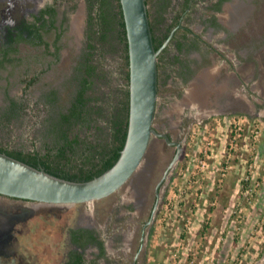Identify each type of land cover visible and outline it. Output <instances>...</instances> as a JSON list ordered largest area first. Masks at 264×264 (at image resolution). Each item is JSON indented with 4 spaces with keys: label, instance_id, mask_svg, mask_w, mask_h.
I'll return each mask as SVG.
<instances>
[{
    "label": "rangeland",
    "instance_id": "rangeland-1",
    "mask_svg": "<svg viewBox=\"0 0 264 264\" xmlns=\"http://www.w3.org/2000/svg\"><path fill=\"white\" fill-rule=\"evenodd\" d=\"M184 1L148 0L158 38ZM218 1L194 0L181 21L186 34L180 33L181 49L173 40L165 53L169 62L160 71L153 124L183 142L184 152L161 185L136 264H264V0H221L215 7ZM36 2L54 4L42 42L0 48V146L44 154L46 147L55 153L59 145L51 121L67 111L75 96L80 67L91 54L89 32L96 37L97 27L88 21V0ZM76 15L80 21L74 31ZM111 26L104 50L98 47L90 58L97 65L94 89L102 108L110 94L118 101L123 85L117 30ZM189 91L202 95L194 92V101ZM13 101L19 108L6 121ZM103 109L106 118L110 110ZM95 121L80 131L87 141L107 134L103 120ZM173 150L153 135L130 179L92 203L50 204L0 195V264H66L74 249L88 264L97 259L96 248L74 245L70 230L91 226L102 231L100 241L107 249L94 264L131 262ZM125 208L130 214L121 225L107 219L113 209ZM128 225L134 227L130 252L122 248L128 245L122 239Z\"/></svg>",
    "mask_w": 264,
    "mask_h": 264
},
{
    "label": "trees",
    "instance_id": "trees-1",
    "mask_svg": "<svg viewBox=\"0 0 264 264\" xmlns=\"http://www.w3.org/2000/svg\"><path fill=\"white\" fill-rule=\"evenodd\" d=\"M194 0H185L183 6L177 11L173 21L165 27L161 37L158 38L155 34L156 22H152L149 15V23L152 32V40L154 48L157 50L162 46L164 41L172 32V36L168 43L161 49L157 57V85L159 88L160 70L165 67L169 61L165 60V53L168 45L173 40H176V48L179 51L182 47V42L179 40L185 37L181 27V21L184 14L191 7ZM146 4L148 0H145ZM89 10H92L88 21L90 25L97 27L95 33L96 37H92L94 32L90 33V43L88 47L91 50L82 67H80V75L78 78V88L75 96L71 101L67 111L61 113L57 121H51V132L55 136L57 143L55 153H51L52 148L46 147L44 154H40L37 150L31 152H23L21 150L9 149L0 146V152L6 153L18 160H21L35 168H43L46 172L72 181H87L95 176L100 175L105 170L110 168L117 158L124 145L129 111V91H128V53L127 42L125 35L124 20L120 7L119 0H88ZM49 15L54 16V9H49ZM111 23L115 24L117 40H119L121 59L123 61V85L119 92L118 101H114L113 95L108 96L109 100L105 102V107L110 110L106 118L102 115L104 105L101 101L100 95L97 94L94 86L97 84V65L91 61V57L97 48L100 52L104 50V45L107 42L108 32L112 29ZM45 24V23H44ZM176 27L175 29H173ZM114 29V27H113ZM187 30V29H185ZM184 30V31H185ZM189 31V30H188ZM188 31H185L188 33ZM37 42H42L41 34L35 31ZM168 60V59H167ZM178 60L176 56L170 62L174 63ZM157 88V92H158ZM113 92V89H110ZM111 93V92H110ZM100 102V103H99ZM103 104V105H102ZM19 103H11V113H6V121L11 118L14 109L19 108ZM103 120L107 128V134L102 139L96 138L95 141H87L80 136V131L83 128L95 124L97 119ZM77 157L74 160L73 157ZM71 241L77 245L83 246L87 242V237L90 238L88 232L84 229H71ZM70 260L66 264H84V257L80 252L70 251Z\"/></svg>",
    "mask_w": 264,
    "mask_h": 264
},
{
    "label": "water",
    "instance_id": "water-1",
    "mask_svg": "<svg viewBox=\"0 0 264 264\" xmlns=\"http://www.w3.org/2000/svg\"><path fill=\"white\" fill-rule=\"evenodd\" d=\"M124 20L128 53L129 111L124 145L115 163L87 181H72L54 176L43 168H35L6 153L0 152V195L50 204L92 203L118 191L138 169L151 137L161 136L172 143L165 133L154 128L157 100V57L168 43L172 32L159 49H155L145 0H119ZM178 151L169 168L178 157ZM167 171L155 186L156 201L149 224L159 200V187Z\"/></svg>",
    "mask_w": 264,
    "mask_h": 264
},
{
    "label": "flooded vegetation",
    "instance_id": "flooded-vegetation-1",
    "mask_svg": "<svg viewBox=\"0 0 264 264\" xmlns=\"http://www.w3.org/2000/svg\"><path fill=\"white\" fill-rule=\"evenodd\" d=\"M220 3H221V0L218 1L217 3H215V7H219ZM53 6H54V4L53 5L52 4H45V3L39 4V2H36V0H0V43H1L0 48L3 49L6 46H11L12 44L20 42V41H26V42H30V43L35 42V41L37 42V39L35 37V31H37L38 33L41 34V31L45 25L44 23H49V22L53 21L52 17L49 15V12H47L51 8L54 9ZM28 16H30V18H28ZM181 27H183V26H181ZM175 28L176 27H174L173 29H175ZM160 77H161V75H160ZM160 82H161V78H160L159 84H160ZM193 93H194V91L191 92V95L189 96V98L195 99L192 97ZM159 133H163V132H159ZM165 134L168 136V138L172 142V143H168V144L173 146V148H174L171 159L169 160L166 168L164 169V171L162 173V176H163L165 174V172L167 171V174H166V177H167V175L171 172V169L173 168V166L180 159V157H178V159L176 160L174 165L171 168H169L170 163H172V161L174 160V157L177 154V151H178L177 144L181 147L183 146V149H182L183 152H184V145L182 144L183 142L176 141L169 134H167V133H165ZM158 137L164 139L161 136H158ZM180 154H181V152H180ZM164 180H163V182H164ZM162 183H161V185H162ZM161 185L159 187V190L161 188ZM24 201H26V200H24ZM126 201H129L128 198H125V202ZM154 201H156V196L154 198ZM134 208H135V210H137L138 207L134 206ZM151 213H152V211L150 212L147 220H145L141 225L139 239H138L137 243L135 244V247H133L134 248L133 257L131 258V262L129 261V263H126V264H136L137 263L138 256H139V254L143 248L144 240L146 238V227L149 225V224H146V222L149 220ZM129 214H130V212L127 208H125V209H113L111 211L110 215H107V219L110 221H114L116 224L121 225L124 218H126V216ZM130 227L131 226L128 225L126 227V229L128 231L122 232V239L124 241L123 243L128 244V245H123L122 248H124V251H128V252L132 251V239L134 236V234L132 235V233L134 232V227H132V228H130ZM112 228H113V230H117V226L115 224L113 225ZM75 229L86 230L88 232V234L90 235V238L87 237V242L85 244L86 245L92 244V245H94V247L97 250V253H96L97 259L96 260L93 259L92 262H91V260H89L87 263L88 264H92V263L94 264V262H96L97 260L100 261L101 258L107 254V249L105 248V246L100 241L101 238H100L99 234L102 231L97 229V227H92V226L91 227H79V228H75ZM70 240H71V237H70ZM73 244L78 246V247H82V246L77 245L75 243H73ZM77 250L74 249L72 251L75 252ZM77 252L81 253V251H77ZM69 256H70V252L67 255L66 261L70 260ZM83 257H84V255H83ZM85 262H86V260L84 258V264H85Z\"/></svg>",
    "mask_w": 264,
    "mask_h": 264
},
{
    "label": "bare ground",
    "instance_id": "bare-ground-1",
    "mask_svg": "<svg viewBox=\"0 0 264 264\" xmlns=\"http://www.w3.org/2000/svg\"><path fill=\"white\" fill-rule=\"evenodd\" d=\"M79 21H80V17H79V15H76L74 18H73V20H72V22H73V30L74 31H76V29L78 28V26H79ZM208 75V74H207ZM207 78V77H206ZM190 92V91H189ZM195 92V94H197V96H199V94L200 95H202L200 92H198V91H194ZM190 95H191V92H190ZM193 95V94H192ZM193 98H195L194 97V95L192 96ZM196 99V98H195ZM195 99H192V100H194L195 101Z\"/></svg>",
    "mask_w": 264,
    "mask_h": 264
}]
</instances>
